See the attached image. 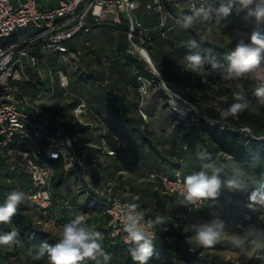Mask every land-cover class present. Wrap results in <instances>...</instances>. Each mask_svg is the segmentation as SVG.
Instances as JSON below:
<instances>
[{
    "label": "built area",
    "instance_id": "2783aa9c",
    "mask_svg": "<svg viewBox=\"0 0 264 264\" xmlns=\"http://www.w3.org/2000/svg\"><path fill=\"white\" fill-rule=\"evenodd\" d=\"M193 0H0V40L11 38V42L0 45V163L9 173H13L20 163L32 179V188L27 193L30 204L39 212L38 223L45 228L61 230L77 214H84L87 222L96 230L105 234L106 244H123L128 246L124 237L121 217L127 205L132 204L125 195L116 193L115 182H93V173L110 158L121 160V175L131 176L134 169L145 171L142 180L154 181L161 194L169 195L176 201L174 210L166 204L156 216H145V222L162 217L165 230L153 223L147 227L149 234H155V241H162L168 246H184L176 230L181 225L190 226L195 217L202 213L217 211L204 207L201 202L181 204L184 199L183 175L180 170L172 175L146 170L135 161L129 151L128 143L102 121L91 108L84 94L73 93L70 89L69 76L63 65L72 71H86L87 57L84 49L95 44L93 23L119 25L126 23V47L122 57H134L147 64L151 79L138 77L141 81L139 94L140 107L148 93V87L163 90L167 96V108L183 120H190L197 125L201 121L209 123L220 130L233 131L241 135L245 145L252 141L264 140V132L257 133L245 123L240 115L221 119L219 110L229 107L232 102L220 91L229 89L233 81H223L218 76L192 73L195 90L208 85L211 92L207 98L191 101L171 89L161 72L154 64L147 44L159 32L164 39H169L176 24L177 13L172 7L191 10ZM197 6L211 0H195ZM213 2V0H212ZM143 7L147 14L156 15L152 25H146L137 16ZM213 21L203 23L204 27ZM32 32V35L29 33ZM184 40L172 39L174 47L182 46ZM201 44V51L209 49ZM211 49V48H210ZM55 59L50 65L46 60ZM114 61L108 55L101 58L98 74L86 75L81 83L86 88L106 89L112 99H119L117 90H111V67ZM92 67H88L91 70ZM182 73L187 70L181 68ZM240 83L251 82L245 78ZM212 98V99H211ZM45 99L56 104L43 105ZM210 107L212 111L205 112ZM144 125L149 116L140 109ZM142 125V127L144 126ZM81 130L87 132L89 140L80 143L73 135ZM113 144V146L111 145ZM186 149V146H184ZM76 177L82 194L98 207L94 212L82 208L76 196L67 198L55 195L54 179L58 174ZM13 179L7 177V183ZM136 199V198H135ZM134 199V200H135ZM221 218V217H220ZM222 219V218H221ZM252 220V215L235 223L225 221L236 230L245 229ZM154 241V242H155ZM33 248L30 247L31 251ZM189 253H195L193 246L187 247ZM0 264L7 262L0 260Z\"/></svg>",
    "mask_w": 264,
    "mask_h": 264
},
{
    "label": "trees",
    "instance_id": "16d2710c",
    "mask_svg": "<svg viewBox=\"0 0 264 264\" xmlns=\"http://www.w3.org/2000/svg\"><path fill=\"white\" fill-rule=\"evenodd\" d=\"M172 8L176 11L177 17L188 13L185 9ZM234 12L235 9L225 20H231V29L233 30L244 28V24L239 19L232 21ZM137 16L146 25H152L157 20L156 15L147 14L143 7L137 11ZM92 28L95 44L90 49H84L87 57L86 71H72L67 65H63L69 76L71 91L87 94L86 99L89 105L95 108L94 111L112 132L128 143L129 151L134 154L135 161L140 162L146 170L163 172L167 175H172L175 171L180 170L185 177L193 171H208L206 165L214 162L229 165L225 171L226 175H231L233 168L240 170L248 183V191L229 192L222 189L218 198L222 204L221 218L227 222L235 223L244 218L246 213H250L253 217L254 210L248 207V196L252 189L264 182V140L252 141L249 145H245L241 135L236 132L220 130L218 127L210 126L205 121H201L197 125L190 120H183L168 110L167 96L163 90L152 85L148 87V93L140 107L139 87L141 81L138 80V77L151 79L152 75L148 72L145 62H140L134 57H122V52L126 47L127 24L124 22L119 25L93 23ZM249 29L252 31L256 29L251 18ZM258 30L264 35V24H261ZM205 31L203 23H197L190 29H182L178 26L169 39H164L157 32L153 35L152 41L147 44L150 56L168 86L191 101H195L197 98H207L211 90L208 85H202L196 90L197 96H192L186 91L187 87H193L192 73L191 71L182 73L185 51L183 48L174 47L172 39H196L200 44L213 49L221 60L240 40L235 38L228 44L209 41L205 37ZM100 33L112 35L108 47L104 42L98 43L97 35ZM244 41L248 43L250 39ZM91 54L98 60V64L104 55L113 58L114 64L110 70L113 80L111 90L118 91L119 99H112L110 92L106 89L86 88L81 83L86 75L100 72L92 66ZM88 67H92L91 70H88ZM196 75L200 78L199 74ZM235 83L236 81H233L229 89L219 92V95H225L227 101L232 103L234 102L232 90ZM243 86L249 104L258 103L254 94L256 85L245 82ZM140 109L151 117V120L145 125ZM261 109L264 114V104H261ZM204 111L210 112L212 108L206 107ZM239 115L257 133L264 132L259 117L247 120L246 110ZM142 125L144 126L142 127ZM82 131L73 134L78 136L81 144L89 140L88 135L82 134ZM111 145L113 146L112 143ZM189 148L190 154L187 152ZM134 170L136 175L145 177V171ZM121 171V160L110 158L93 173V182L96 185L102 182H115L114 189L119 195H126L130 190L134 191L137 198L132 200V203L139 204V210L143 211L145 216H156L163 211L167 203L174 210L176 209V201L169 195L161 194L156 182L145 179L146 184L139 188L131 187L129 186L131 178L121 175L119 173ZM7 177L13 179L12 184L7 183ZM65 180L66 177L61 173L54 179L56 196L57 190ZM17 188L26 193V200L19 206L12 224L0 225V232L13 229L19 231L21 243L15 246H0V260L7 262V264H48L47 256L40 259L36 258L39 247L44 242L54 244L58 236L38 223L39 212L27 199V193L32 188V179L20 163L13 173H9L3 163H0V203L6 199L11 190ZM90 205V201L87 200L82 204V208L88 212L97 210L98 207H91ZM200 219L206 221L210 219V216L202 213L199 217H195L196 222ZM183 231L186 232L181 236ZM176 234L184 246L170 247L162 241H155L154 252L149 264H234L219 262L215 258L204 255V247L195 248V253H189L187 247L192 244L188 242V237L193 235L190 226L181 225L177 228ZM30 247L33 248L31 251L29 250ZM104 248L111 257L107 264H133L127 252L128 246L123 244L109 246L106 244Z\"/></svg>",
    "mask_w": 264,
    "mask_h": 264
},
{
    "label": "clouds",
    "instance_id": "9594fccd",
    "mask_svg": "<svg viewBox=\"0 0 264 264\" xmlns=\"http://www.w3.org/2000/svg\"><path fill=\"white\" fill-rule=\"evenodd\" d=\"M245 12L247 18H251L256 25L250 36V42L243 39L235 44L231 51L227 52L223 59H219L213 49L201 51V44L196 39H189L182 43L188 51L183 57L184 69L193 73H204L209 76H218L223 81H236L232 97L233 103L219 110L221 119L236 117L249 107L242 81L245 78L257 80L258 86L254 94L260 104H264V35L258 30L264 24V0H220L216 6L211 2L201 3L197 6L195 0L191 4L188 13L176 18V24L182 29H190L194 24L215 21L220 23L223 18L229 16L233 10ZM56 104L53 100L45 99L43 105ZM229 165L222 162H214L206 165L208 171H193L183 179L184 199L181 204H195L201 202L204 207L212 208L221 195L222 189L229 192L248 191V183L241 171L233 168L231 175L225 171ZM248 207L256 210H264V182L249 192ZM26 200V193L21 189L11 190L6 199L0 203V225H10L18 212L19 206ZM139 204L127 205L126 211L121 217L127 252L133 264H149L154 252L155 234H149L147 227L158 223L162 230L164 223L162 217H156L155 222H145L144 212L139 210ZM193 236L191 239L201 247L214 246L226 231L230 230L228 224L220 218L218 213H212L211 218L204 221L191 223ZM246 230L264 245V226L250 225ZM19 231L0 232V246H15L21 243ZM105 234L96 230L94 225L87 222L84 214H77L69 222L62 225L56 242L40 245L36 258L47 256L48 264H107L111 259L103 246ZM233 244L243 250L244 241L237 238Z\"/></svg>",
    "mask_w": 264,
    "mask_h": 264
},
{
    "label": "rangeland",
    "instance_id": "374dc122",
    "mask_svg": "<svg viewBox=\"0 0 264 264\" xmlns=\"http://www.w3.org/2000/svg\"><path fill=\"white\" fill-rule=\"evenodd\" d=\"M47 0H44V5H46ZM213 3L218 6L220 0H213ZM233 19H239L244 24V28L242 29H231V20H225L223 18L220 23H216L213 21L210 25L205 27V37L209 41H217L224 44L230 43L233 39H244L249 41L252 30H250V18L246 17L245 12H235L233 13ZM195 25V24H194ZM32 35V32L29 33ZM98 43H106L107 47L110 45L112 40V35L109 33H100L97 35ZM11 42V38H4L0 40V45H6ZM90 59L92 62V66L95 68L99 67L98 60L94 57V55H90ZM48 64L53 65L56 63L55 59L49 58L46 60ZM186 91L192 96L198 95L194 87H187ZM84 96L87 98V94L84 93ZM93 110L94 107L91 106ZM260 118L262 129L264 130V114L262 113L261 104L258 103H250L249 107L246 109V119H254ZM82 134H87L86 131H82ZM188 154L191 153L190 148L188 149ZM237 167V165H236ZM206 171V170H205ZM130 177L129 186L139 188L140 186L146 184L147 182L142 180L141 176L136 174H131V176H126V178ZM66 183L63 182L62 186L57 190V197L65 196L67 198L76 196L80 204H84L87 201V196L82 194L80 185L76 180V177H66ZM134 191H129L125 196L130 200H134ZM94 204L91 203V207ZM219 216L221 217L222 212V204L218 199L217 204L213 207ZM259 225L264 226V210H259L258 208L254 210V215L252 220L247 225ZM246 227V228H247ZM45 228V227H44ZM245 229L236 230L230 227V230L226 231L225 234L221 237V239L211 247H204L203 254L208 255L209 257L215 258L219 262H231L234 264H264V245L260 244L255 238ZM50 230L53 234L59 235L60 230L46 228ZM186 231H183L180 235L183 236ZM193 236V235H192ZM191 236V237H192ZM191 237H188V242L191 243L193 247L199 249L200 245L195 243ZM241 239L244 241L243 250L241 248L236 247L233 244V240Z\"/></svg>",
    "mask_w": 264,
    "mask_h": 264
},
{
    "label": "crops",
    "instance_id": "0c3cea01",
    "mask_svg": "<svg viewBox=\"0 0 264 264\" xmlns=\"http://www.w3.org/2000/svg\"><path fill=\"white\" fill-rule=\"evenodd\" d=\"M150 120H151V117H149V121H150ZM66 180H67V178H66ZM66 180H65L64 183H66ZM133 198H134V199L137 198V194H135Z\"/></svg>",
    "mask_w": 264,
    "mask_h": 264
}]
</instances>
